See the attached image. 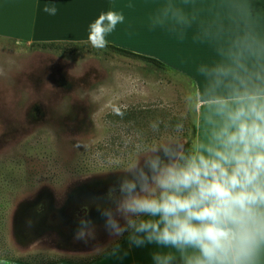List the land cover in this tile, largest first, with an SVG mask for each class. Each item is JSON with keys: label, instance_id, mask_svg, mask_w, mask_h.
Returning a JSON list of instances; mask_svg holds the SVG:
<instances>
[{"label": "rangeland", "instance_id": "obj_1", "mask_svg": "<svg viewBox=\"0 0 264 264\" xmlns=\"http://www.w3.org/2000/svg\"><path fill=\"white\" fill-rule=\"evenodd\" d=\"M186 143L192 86L179 73L88 41L0 37V259L82 263L125 246L132 230L111 234L102 212L125 225L127 166ZM82 227L87 242L74 238Z\"/></svg>", "mask_w": 264, "mask_h": 264}, {"label": "clouds", "instance_id": "obj_2", "mask_svg": "<svg viewBox=\"0 0 264 264\" xmlns=\"http://www.w3.org/2000/svg\"><path fill=\"white\" fill-rule=\"evenodd\" d=\"M44 11L56 15L57 8ZM123 21L116 11L101 13L89 26L88 43L105 49L106 36ZM215 104L222 123L210 143L187 154L154 146L147 170L127 166L115 197L124 226L111 210L102 212L111 234L131 229L132 244L162 248L152 253L157 264H171L177 253L185 264H248L264 243V93L237 90ZM91 235L82 227L74 238L87 242Z\"/></svg>", "mask_w": 264, "mask_h": 264}, {"label": "crops", "instance_id": "obj_3", "mask_svg": "<svg viewBox=\"0 0 264 264\" xmlns=\"http://www.w3.org/2000/svg\"><path fill=\"white\" fill-rule=\"evenodd\" d=\"M46 5H55L56 15ZM110 10L124 21L106 36L108 45L157 59L190 82L193 148L210 143L222 123L217 98L264 93V0H0V37L85 42L90 24ZM129 236L125 246L87 262L50 264H157L152 253L163 249L147 241L136 246ZM171 264L185 261L177 253ZM248 264H264V243Z\"/></svg>", "mask_w": 264, "mask_h": 264}, {"label": "trees", "instance_id": "obj_4", "mask_svg": "<svg viewBox=\"0 0 264 264\" xmlns=\"http://www.w3.org/2000/svg\"><path fill=\"white\" fill-rule=\"evenodd\" d=\"M39 44H41V46H46V45H54L55 42H39ZM107 47L111 48V49H114L126 56H129V57H136V58H140V59H143L147 62H150L152 63L153 65L157 66V67H163L165 68L164 64H162L160 61H158L157 59H154L152 57H148V56H145V55H141V54H138V53H134V52H131V51H127V50H123V49H120V48H117V47H114L112 45H108ZM185 154L189 153L190 151H192L191 149V146L186 143L183 147V150H182Z\"/></svg>", "mask_w": 264, "mask_h": 264}, {"label": "bare ground", "instance_id": "obj_5", "mask_svg": "<svg viewBox=\"0 0 264 264\" xmlns=\"http://www.w3.org/2000/svg\"><path fill=\"white\" fill-rule=\"evenodd\" d=\"M143 45V44H142Z\"/></svg>", "mask_w": 264, "mask_h": 264}]
</instances>
